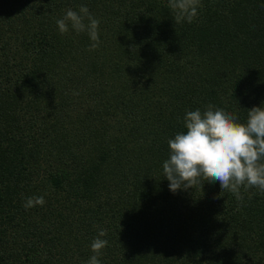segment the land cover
<instances>
[{
  "label": "trees",
  "instance_id": "obj_1",
  "mask_svg": "<svg viewBox=\"0 0 264 264\" xmlns=\"http://www.w3.org/2000/svg\"><path fill=\"white\" fill-rule=\"evenodd\" d=\"M81 5L100 23L61 34ZM264 107V0H0V264H264V193L162 164L187 111ZM43 206L25 209L29 197Z\"/></svg>",
  "mask_w": 264,
  "mask_h": 264
},
{
  "label": "clouds",
  "instance_id": "obj_2",
  "mask_svg": "<svg viewBox=\"0 0 264 264\" xmlns=\"http://www.w3.org/2000/svg\"><path fill=\"white\" fill-rule=\"evenodd\" d=\"M200 6L201 0H168L175 24H191ZM99 23L84 5L78 12L68 9L56 21L61 34L67 33L69 26L77 34L87 33L92 41L90 51L100 44ZM183 125L186 131L167 141L168 158L162 164L170 191L202 186L201 181H207L218 182L221 191L232 193L237 201L243 200L241 188L264 193V107L253 106L247 111L246 122L241 123L235 114L209 104L203 112L187 111ZM44 203L43 196L29 197L23 207L27 210ZM106 235V230L100 229L91 242L93 255L87 264H101L99 257L108 244L101 237Z\"/></svg>",
  "mask_w": 264,
  "mask_h": 264
}]
</instances>
